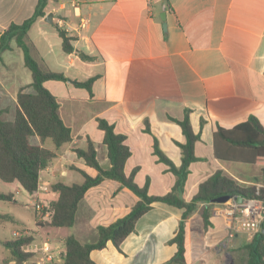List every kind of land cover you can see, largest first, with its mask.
I'll use <instances>...</instances> for the list:
<instances>
[{"label": "crops", "instance_id": "0c3cea01", "mask_svg": "<svg viewBox=\"0 0 264 264\" xmlns=\"http://www.w3.org/2000/svg\"><path fill=\"white\" fill-rule=\"evenodd\" d=\"M37 2L0 0V28L22 23L34 13ZM45 9L46 16L53 13L54 23L46 16L34 22L29 31L32 54L44 67L67 77L45 85L57 96L61 117L72 128L74 139L41 172L40 185L46 190L34 194L44 206L58 198L52 189L55 182L84 181L72 166L97 174L74 151L86 147L89 138L96 144L99 162L110 164L99 117L127 135L133 154L126 173L139 166L138 184L144 185L149 176L151 194L170 191L177 177L154 154V139L175 165H181L179 143L186 137L170 116L182 119L188 109L201 139L195 145L199 160L190 165L182 197L189 201L199 183L217 169L243 183L258 178L257 184L264 187L262 167L219 160L213 140L218 125L231 128L251 115L264 124V0H49ZM56 23L75 37L72 52L64 51ZM94 76L93 96L75 85ZM31 83L24 52L12 41V48L0 59L4 119L14 118L18 91ZM33 138V143H42L38 136ZM44 145L54 146L48 139ZM138 199L119 181L104 180L81 201L77 221L70 227L75 232L70 235L82 242L95 241L99 225L126 215ZM228 201L211 205L209 224L203 217L204 203L186 219V264L247 263L244 247L255 235L237 230L219 214ZM181 220V209L154 203L120 248L108 242L93 250L91 257L98 264H171L178 250L173 238Z\"/></svg>", "mask_w": 264, "mask_h": 264}, {"label": "trees", "instance_id": "16d2710c", "mask_svg": "<svg viewBox=\"0 0 264 264\" xmlns=\"http://www.w3.org/2000/svg\"><path fill=\"white\" fill-rule=\"evenodd\" d=\"M49 0H38L34 13L22 23L12 22L7 28H0V59L2 53L12 48V41L24 52L26 66L32 72V83L23 86L17 94V107L13 119H4L0 109V179L6 182L18 181L21 186L31 194L38 191L41 172L49 163L59 156L61 148L71 143L74 139L72 128L61 117L60 104L57 96L45 85L49 80L66 81L67 77L62 72L44 67L32 54L34 45L30 42L29 31L34 22L46 16V6ZM62 38V46L65 52L74 50L75 37L70 35L65 27L55 24ZM87 60L93 57L84 55ZM97 76L85 81H75V85L88 89L93 96L92 86ZM32 88L33 91L28 90ZM190 110H186L182 119L170 116L177 122L186 137V141L179 143L182 149V163L177 166L166 156L154 139V154L169 166V171L177 177L172 189L162 194H151L149 191L150 177L144 185L136 182L135 176L140 167L133 168L130 174L125 167L133 152L127 143V135L116 131L114 123L99 117V128L104 132L103 142L107 146V154L110 164L103 166L97 157L96 144L88 139L87 146L77 147L74 151L83 158L87 165L97 171L91 175L86 170L72 166L84 175L81 183L67 184L62 181L55 182L52 189L58 194V198L51 201L49 206L39 213H50V219L43 221L38 219V225L52 227H72L77 221L79 205L90 188L100 185L106 179L117 180L123 187L129 188L138 197V201L124 216L117 218L110 224L98 226V236L95 241L82 242L77 237L70 235L66 238L63 256L55 260L53 264H98L91 252L106 247L108 242L120 248L123 241L135 230L138 220L147 213L154 203H165L182 210V220L177 235L173 241L177 243L178 250L170 261L171 264L187 263V245L185 235V221L200 206L205 224H209V212L214 200L228 195L230 197H262L264 187L258 189V178L253 183H243L233 177L224 169H217L213 174L202 180L194 196L186 201L182 197L186 181L190 174V165L198 161L195 153V145L201 139L200 132H195ZM202 120V124H203ZM150 132L149 126L146 128ZM38 136L42 143H33L31 138ZM46 139H51L54 146L44 145ZM214 155L222 161L242 162L260 166L264 169V124L260 119L251 115L246 121L240 122L231 128L218 125L213 134ZM259 190V193L257 191ZM12 193L0 192V199L12 200ZM7 214H0V219L8 218ZM35 234H22L9 239H0V244L10 250V255L4 259V264L13 260L22 262L31 256L25 252L24 247L35 241ZM248 253L246 264H264V225L262 230L254 236V240L244 247Z\"/></svg>", "mask_w": 264, "mask_h": 264}, {"label": "rangeland", "instance_id": "374dc122", "mask_svg": "<svg viewBox=\"0 0 264 264\" xmlns=\"http://www.w3.org/2000/svg\"><path fill=\"white\" fill-rule=\"evenodd\" d=\"M35 142V138H31ZM52 140L48 139V144ZM74 175H79L74 172ZM44 187V185H42ZM42 191V190H41ZM0 192L12 193V200L0 199V214L9 215L8 218L0 219V239H9L22 234H35L33 245H50L52 248L57 245H64V239L75 232L70 227H52L38 225V219L48 220L50 216L39 213L36 215L35 204L37 196L26 191L18 181L6 182L0 179ZM39 193L38 191L36 194ZM39 201V200H38ZM44 205V203H42ZM47 206H44V209ZM40 220V219H39ZM10 255V250L0 244V264H4V259Z\"/></svg>", "mask_w": 264, "mask_h": 264}, {"label": "built area", "instance_id": "2783aa9c", "mask_svg": "<svg viewBox=\"0 0 264 264\" xmlns=\"http://www.w3.org/2000/svg\"><path fill=\"white\" fill-rule=\"evenodd\" d=\"M260 186L258 185V189ZM41 190H46L45 186L40 185L38 192ZM257 193H259V190ZM35 207L38 211L44 209V205L38 200ZM219 214L237 230L256 235L264 225V198L231 197L226 205L220 209ZM24 251L31 253V256L22 262L13 260L9 264H53L55 260H60L63 256V249L58 245L52 248L47 244H30L24 247Z\"/></svg>", "mask_w": 264, "mask_h": 264}, {"label": "water", "instance_id": "95a60500", "mask_svg": "<svg viewBox=\"0 0 264 264\" xmlns=\"http://www.w3.org/2000/svg\"><path fill=\"white\" fill-rule=\"evenodd\" d=\"M45 19L51 23H54V20H53V13H48V15L45 17ZM165 28H166V24H164ZM230 196L228 195H224V196H221V197H218L214 200V202H226L227 200H229Z\"/></svg>", "mask_w": 264, "mask_h": 264}]
</instances>
